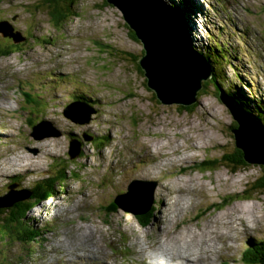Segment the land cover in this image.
<instances>
[{"label": "rangeland", "instance_id": "374dc122", "mask_svg": "<svg viewBox=\"0 0 264 264\" xmlns=\"http://www.w3.org/2000/svg\"><path fill=\"white\" fill-rule=\"evenodd\" d=\"M169 1L179 10L187 11L193 6V0H188L187 5L183 0ZM41 2L0 0V21H8L24 34L30 24L34 32L33 38L28 36L9 56L0 57V196L7 194L11 176L22 180L18 188H29L66 160L79 179L69 174L67 182L59 185L58 197L44 201L28 214L30 224L44 232L38 241L28 245L17 238L0 236V264H153L146 255L148 249L140 250L146 247L145 235L150 233L147 241L158 243L161 254L172 252L173 248H165L170 245L176 247L175 253L186 254L195 264H200L196 262L199 258L192 253L198 249L208 252L201 264H221L224 257V264H244L243 253L250 242L264 239V193L247 198L250 193L245 192L250 190L252 180L264 172V165L250 164L236 173L225 164L213 171L198 169L203 160L220 159L236 147L230 131L235 120L220 99L222 92L208 79L207 88L191 109L164 104L148 87L145 75L128 54L139 56L144 47L139 39L130 36L132 29L120 8L107 0H77L73 6L77 14L55 24ZM196 2L202 11L195 10L198 14L194 21L202 20L206 35L197 34L191 25V13L188 23L194 33V51L214 52V42H221L227 58L217 62L218 80L245 100L250 111L264 107V0ZM196 7L194 4L193 9ZM185 12L182 15L186 18ZM6 38H0L3 47L9 43ZM200 38H208V43L199 47ZM24 91H29L31 97L25 96ZM76 99L81 112L93 110L88 122L81 123L66 115L65 111L71 110L68 106ZM203 102L213 117L200 107ZM42 121L52 123L61 134L36 139L33 127ZM101 135L107 139L105 145H100ZM109 135L116 137L114 141ZM73 137L82 143V152L74 159L68 154ZM138 139L151 144L155 155L171 154L141 161L138 166L140 156H149L145 148L140 150ZM158 142L166 143V147L157 149L154 144ZM47 143L50 151L45 150ZM183 144L186 148L174 153ZM19 155L32 157V167L22 168L30 164L25 160L18 164L21 168L13 165ZM158 162L163 166L157 171L163 176L159 180L147 179L155 183L151 204L154 219L149 226H141L130 207L133 203L138 210L146 208L138 204L148 201L140 186L132 189L134 196L129 198L128 205L115 201L131 193L129 185L136 177L129 172L136 169L127 170L128 167L135 164L149 170ZM112 187L114 190H110ZM158 187L159 201L165 202L166 210L157 199ZM168 188L173 191L171 201L176 200L170 207V197L166 198ZM183 188L189 191L183 192ZM223 200L228 204L221 206ZM188 202L184 209L182 204ZM113 203L117 206L114 211L110 207ZM241 208L242 216L247 215L246 211L250 215L257 212V216L242 224L236 219ZM165 216L167 221L156 222L158 217ZM228 216L236 219L239 230L220 225ZM173 219L176 221L171 226ZM247 224L245 238L241 227ZM165 228L168 234L162 242L159 237ZM236 233L239 237H235ZM227 245H234L229 255H212L211 248L220 251Z\"/></svg>", "mask_w": 264, "mask_h": 264}, {"label": "water", "instance_id": "95a60500", "mask_svg": "<svg viewBox=\"0 0 264 264\" xmlns=\"http://www.w3.org/2000/svg\"><path fill=\"white\" fill-rule=\"evenodd\" d=\"M116 5L123 12V15L132 28L137 38L142 42L144 54L139 58L138 63L144 71L147 78V85L154 90L157 98L164 104H179L190 106L198 101V95L203 88V82L212 75V69L209 63L192 46V41L186 35V18L177 13L173 8L167 5L164 0H107ZM0 35L13 37L16 43L26 40V36L8 21H0ZM222 103L227 106L238 127L232 131L236 139V146L244 153L245 160L250 164L264 165V123L256 114L245 110L232 97L220 94ZM79 102H74L68 106L65 111L69 117L83 123L90 120L92 109L85 111L84 118L79 117L82 109ZM81 107V106H80ZM76 115V116H75ZM82 118V119H81ZM45 127V134L40 132ZM50 128V130H48ZM61 131L53 129L52 123L42 121L33 127L32 135L36 139H42L47 136H59ZM88 139V138H87ZM82 143L77 138H72L70 142L69 155L71 158L78 157L82 152ZM144 179H134L129 185V189H134L136 185L149 192L147 202L138 204L151 206L153 202L152 187ZM137 183V184H136ZM18 184L9 186L7 194L0 196V207L14 205L15 202L26 198L31 192L27 189H16ZM27 193L25 196H22ZM134 193L126 197L121 195L115 201L116 204L130 203ZM126 198V200L124 198ZM122 202V203H121ZM149 202V203H148ZM134 208V213L146 211V208L138 210Z\"/></svg>", "mask_w": 264, "mask_h": 264}, {"label": "trees", "instance_id": "16d2710c", "mask_svg": "<svg viewBox=\"0 0 264 264\" xmlns=\"http://www.w3.org/2000/svg\"><path fill=\"white\" fill-rule=\"evenodd\" d=\"M76 2L77 0H42L40 5H44L46 10H48V14L50 15L51 20L55 24H58L62 21H65L71 14H77L75 9L73 8V6L76 5ZM172 8L177 13H179V15H181L183 12L179 10L178 6H173ZM15 30L17 29L15 28ZM26 32L27 35L23 33L24 36L27 37L26 40L21 41L19 43H16L13 37H7V38L5 37L6 39L9 40V43L7 47L6 46L3 47L0 44V57L9 56L13 51L19 48L22 44H24V42L27 41L29 37L30 38L34 37V32L30 24H28V28L26 29ZM130 36L135 39L137 38L134 31L130 32ZM2 37L3 35H0V38ZM218 47L219 48H217V50L222 51L221 53L218 52L217 50L211 52L210 50L202 51V49L200 50L198 49V52L204 55L211 65L212 75L209 78V81L214 82L213 83L214 87L216 89L217 88L219 89V93L223 92L224 90L226 94L230 95L231 97H234V99L237 100L238 103H240L244 108L246 107L245 109L247 110L249 108L247 106V102L237 97L235 91H233L230 86L226 87L222 84L221 80L220 81L218 80L219 64H217V62L219 63V61L227 58V55L225 54V52H223V49L220 47V45H218ZM143 53L139 54V56L132 53H128V54L132 57V60L135 61L139 72L144 74V71L141 69L138 63V60L143 55ZM207 82L208 81L206 80L203 82V88L199 92L198 98L201 97V95L203 94L202 91L207 88L206 85ZM26 91H24V95L31 97V93L29 91L28 92ZM196 103L190 106L183 105L178 107H183V109H191L192 107L196 106ZM262 106L261 107L259 106V109L255 111L257 112L258 117L261 118L264 123V107ZM248 110H250V108ZM237 127H238V123L235 121L232 124L230 131H232L234 128ZM106 140L107 139L104 137L103 140L100 142V145L102 143L103 145H105L106 143L104 142H106ZM220 160L222 161V163H219ZM223 164H225L232 172L235 173L249 166V163L245 160L243 151L236 146L231 153L226 152L223 155H221L220 159L215 158V159L203 160L202 162L199 163L198 169L213 171L219 168V166ZM74 172L75 171L71 167V164H69V162L66 160L65 163H62L59 168H56L53 172H50L49 174L46 175V177L41 178L29 188H18L19 186L18 183H20L21 184L20 186H22V180H20L18 177L11 176L8 179L9 182L7 185L8 191L10 185L18 184L17 189H27L31 192V194L27 195L26 198L15 202L14 205L12 206L0 207V236L3 239L7 236H10V238L12 239L17 238L20 242L28 245L32 244L35 240L38 241V237H40V235H43L44 232L42 231V229L33 226V224L32 225L30 224L29 220L27 219L28 214L32 211L33 208L42 204L44 201L58 197L60 194L59 185L61 183L64 184L67 182L69 174H73L75 179H79L78 175L74 174ZM250 184H251L250 190L247 189L245 190V192L249 191L250 193L246 195L247 198L249 197L252 198L254 194L264 193V172L262 171L260 175L255 177ZM26 194L27 193H24L22 196H25ZM234 200L235 198L228 201V203H231ZM225 201L226 200H223L221 202L222 204L221 206H225L228 204ZM110 207L112 211H114L117 208V206L114 203L111 204ZM110 212L111 211H108L109 214ZM154 213H155L154 207L149 206L148 204L146 211H142L141 213L138 214L136 213V218L141 225L149 226L154 219ZM243 262L244 264H264V239H257L255 241L250 242L246 251L243 253Z\"/></svg>", "mask_w": 264, "mask_h": 264}, {"label": "bare ground", "instance_id": "6f19581e", "mask_svg": "<svg viewBox=\"0 0 264 264\" xmlns=\"http://www.w3.org/2000/svg\"><path fill=\"white\" fill-rule=\"evenodd\" d=\"M164 1H166V2H170V3H173L172 1H169V0H164ZM194 4H197V7H196V10L197 11H202V7H201V5H199L197 2H196V0H193V6H194ZM193 6L189 9V10H187L185 13H184V15L186 16V23H187V28H188V33H186V35L187 36H189L190 38H191V40H192V37H194V33L190 30V24L188 23V18H189V15L192 13L193 14V17H192V21H191V25L194 27V29H195V31L197 32V34L198 35H200L201 37L203 36H205L206 34L204 33L203 34V32H204V30H203V26H202V23L203 22H201L202 20L200 19V18H198V19H200V20H198L197 19V21L195 22L194 21V19H195V15L196 14H198V13H196L195 12V10L193 9ZM192 36V37H191ZM201 39V38H200ZM195 41H198L196 38L194 39ZM202 41H200L199 40V42L197 43V45L199 46V47H202V45H203V42H205V43H208V38L207 39H201ZM219 44H221V42L220 43H218L217 41H215L214 42V44H213V47H214V50H217V48H218V45ZM207 59V58H206ZM70 63H71V65H73L74 64V60H72V61H70ZM66 69H67V67H66ZM73 68H70V70H72ZM261 90H262V87H261ZM75 97L76 98H78V96L77 95H75ZM95 100H97V98H94ZM264 99V98H263ZM201 100H202V98H201ZM99 101H97L96 102V105H97V107L98 108H100L99 106ZM208 105L206 104V103H201L200 104V107L203 109V110H205V113H207V115L208 116H211V117H213L214 115L212 114V113H208V112H210V110H209V108L207 107ZM84 111H87V113H88V110H86V109H84ZM81 114L82 115H84V113L83 112H81ZM184 131V130H183ZM186 131V130H185ZM156 135H158V133H156ZM110 136V135H109ZM105 136L104 135H101L100 136V140H103V138H104ZM190 137V136H189ZM49 138H51V137H49ZM110 138L114 141V139L116 138V137H113V135H111L110 136ZM186 139H190V138H186ZM109 142H111L110 141V139H109ZM137 144H139V146H140V150L142 149V148H145V151L148 153V155L149 156H151V158L149 157V156H147V158L145 159L144 158V155H143V153H142V155L143 156H140L139 157V163H138V166H139V164L141 165V161L142 162H149V161H151V160H153L154 158L155 159H158L159 157V159H161L162 157H164V156H169L170 154H171V152L170 153H165V154H163L162 156H159V155H155L154 154V152H153V149H152V145L151 144H149V143H144V141H140L139 139L137 140V142H136ZM158 144H159V146H158ZM144 145V146H143ZM179 145H180V143H179ZM154 146H157V149H163L164 147H166V143H160V142H158V143H156V145L154 144ZM182 147H184V148H186V145H182V146H177L176 147V149H180V151H176V152H174V153H179V152H181L182 151ZM193 147H196V145H194ZM203 147V146H202ZM50 145H49V143H47L46 144V151H50ZM154 148V147H153ZM189 148V147H188ZM187 148V149H188ZM190 149H194V150H196L195 148H190ZM127 150H133L132 148H128ZM155 150V149H154ZM156 151V150H155ZM103 152V151H102ZM101 152V153H102ZM103 157H106V155H105V153L103 152ZM26 156H28V155H19V156H17L16 158H14V160L13 161H15V163H13V165H16V166H18L19 168H21V166H19L18 164L20 163V161L21 160H25L26 161V163H27V161H29L30 162V164H28V165H25V166H23L22 168H29V167H32V164H34V159L32 158V157H30V156H28L29 158L26 160ZM186 157H189V156H186ZM169 158H171V157H169ZM12 162V161H11ZM155 164V165H154ZM166 164V163H165ZM164 164V165H165ZM152 165H154V166H156L155 168H152V169H149V170H147L146 169V167L145 166H143V168H140V167H137L135 164L134 165H131L130 167H128L127 168V170L128 169H136V171L135 172H133V171H131V172H129V173H131V174H134L135 175V177H136V179H151V178H154V179H157V180H159V178L161 177V176H163L162 174H159L158 173V168H162V164L160 163V162H158V163H153ZM100 167H103L102 165H100ZM145 170H146V172H145ZM182 171V170H181ZM3 173V172H2ZM166 173V172H165ZM164 174V173H163ZM187 181V180H186ZM212 181V180H211ZM176 182H180V181H176ZM181 182H184V181H181ZM161 183H164V182H161ZM125 184V183H124ZM167 185H168V183H166ZM116 185V184H115ZM201 185H203V184H201ZM159 187H160V185H159ZM159 187H158V189H157V192H156V194H157V199H158V201H159V197H160V195H159ZM125 188V187H124ZM110 190H114V188L112 187ZM143 191H144V189H143ZM189 191V190H188ZM188 191H184V188H183V192H188ZM132 193V192H131ZM136 193V192H135ZM173 195V191H172V188H168V192H167V194H166V198H168V197H170V199H169V206L168 207H170V206H173V204H175L176 203V200L175 201H171V196ZM163 199V198H162ZM167 201V200H166ZM168 202V201H167ZM159 203H160V201H159ZM165 203V202H164ZM164 203L163 204H161L160 203V205L162 206V208L164 207L165 208V210H166V206L164 205ZM188 205H189V202L188 203H183L182 204V206L184 207V209H186L187 207H188ZM253 206V205H252ZM169 209V208H168ZM167 209V210H168ZM233 210H235V208L233 209ZM254 210H255V208H254ZM184 211V210H183ZM168 212V211H167ZM242 212H244V210H243V208H241V209H239L236 213H237V215L239 216V218L237 217L236 219L237 220H240V221H242V224H246L249 220H250V217H256L257 216V212H256V210H255V212H256V215H250V213L248 212V211H246V214L248 215V217H247V215L246 216H242V214H240V213H242ZM168 214V213H167ZM234 214H235V211H234ZM229 215H231V214H229ZM221 216H224V215H221ZM220 216V217H221ZM170 217V216H169ZM175 217V216H174ZM225 219V223L223 224V223H221L220 225H225L226 226V228L225 229H228L229 230V228L228 227H230V228H233V229H235V230H239V223H237L236 222V219H231L229 216L228 217H225L224 218ZM163 221H167V216H165V218L163 219L162 217H158V219H157V223L158 224H161V222H163ZM170 221V220H169ZM168 221V222H169ZM176 220L175 219H173L172 220V224H171V226H173L174 224V222H175ZM167 225V224H166ZM214 225H212V227H213ZM178 227H179V225H178ZM159 230V229H158ZM157 230V231H158ZM241 231L243 232V235H244V232H245V235H244V237L246 238V234H247V232H248V224H247V226H243V227H241ZM85 231H83V233H84ZM169 232V231H168ZM86 233V232H85ZM87 233H89V232H87ZM217 233V232H216ZM91 234V233H90ZM151 234V233H150ZM149 234V235H150ZM167 234L168 233H166V228L163 230V232H162V234H161V237H159L160 239L159 240H161L162 242H163V238L165 237V236H167ZM149 235L147 236V234L145 235V241H146V247L144 248V247H141L140 248V250L141 251H144L145 249H149L150 251H149V256L150 257H152V258H155L157 261H159L160 259H162V258H165L166 259V261H170L171 262V264H195L194 262H192V261H190V259L188 260L185 256H186V254H184V255H182V254H179V253H175V249H176V247H171L170 245H168L167 247H165L166 248V250L167 251H171V250H173L172 252H170V253H167V255H166V252H165V250L163 251V252H165V253H159V250L157 249V247H158V243H156V242H154V243H149L147 240L149 239ZM219 237V236H218ZM235 237H239V235L236 233V235H235ZM234 237V238H235ZM137 238H139V237H137ZM224 238H226V236H224ZM180 239V238H179ZM170 242V241H169ZM180 242V241H179ZM137 243H139L140 244V241H138V239H137ZM174 243V242H173ZM175 244H176V242H175ZM165 246V245H164ZM169 248V249H168ZM173 248V249H172ZM232 248H234V245H227V246H225V249H222V250H220V251H216L214 248L212 249L211 248V252H212V255H215L216 257H217V255H223V253H226L225 255H229L230 253H229V251H231L232 250ZM157 249V250H156ZM180 250H183V251H185L184 249H181V248H179ZM219 249V248H218ZM162 252V251H161ZM206 251H204V250H202V249H198L197 251H194L192 254L193 255H196L197 256V258H199V260H197L196 262H199L200 264H201V262H204L206 259H207V254H208V252H206ZM232 252H235V251H232ZM210 255V254H209ZM170 256H173L172 258L170 257ZM176 257V258H175ZM229 257V256H228ZM175 258V259H174ZM201 258V259H200ZM209 258V257H208ZM224 258H226V257H224ZM224 258H222V261H221V264H224L225 263V260H224ZM219 259V258H218ZM216 263V261L215 262H213V263H211V264H215ZM164 264H168L167 262H165Z\"/></svg>", "mask_w": 264, "mask_h": 264}, {"label": "clouds", "instance_id": "9594fccd", "mask_svg": "<svg viewBox=\"0 0 264 264\" xmlns=\"http://www.w3.org/2000/svg\"><path fill=\"white\" fill-rule=\"evenodd\" d=\"M166 2V1H165ZM110 3V2H109ZM167 3V5L168 6H170L171 8L173 7V6H176V5H174L173 3H170V2H166ZM183 3L185 4V5H187L188 3H189V1L188 0H183ZM191 7H189L187 10H189ZM194 10H196V9H194ZM181 11H183V12H185L186 10H181ZM128 24V23H127ZM132 29V28H131ZM132 31H134L133 29H132ZM186 31H187V29H186ZM220 45V47L223 49V45L222 44H219ZM219 48V47H218ZM198 51V50H197ZM218 52H222V51H219V50H217ZM224 51V50H223ZM144 54V53H143ZM198 54L199 55H201L208 63H209V61L206 59V57L204 56V55H202V54H200L199 52H198ZM209 65H210V63H209ZM210 67H211V65H210ZM146 77V76H145ZM147 79V78H146ZM223 93H225V92H223ZM228 95V94H227ZM228 96H230V95H228ZM231 97V96H230ZM233 99H234V97H232ZM235 100V99H234ZM237 103H238V101L237 100H235ZM74 102H80V101H78L77 99L74 101ZM240 104V103H239ZM241 105V104H240ZM242 106V105H241ZM243 107V106H242ZM244 108V107H243ZM246 108V107H245ZM244 108V109H245ZM246 110V109H245ZM247 111H250V110H248L247 109ZM250 112H252V113H254V111H250ZM254 114H256L257 115V112L255 111V113ZM258 116V115H257ZM235 120V119H234ZM236 121V120H235ZM237 122V121H236ZM233 135H234V133H233ZM73 138H76V137H73ZM144 180H146V181H149V182H147L148 184H149V186L148 187H152V185H153V181L151 182L150 180H147V179H144ZM137 184V183H136ZM153 188V187H152ZM143 193V192H142ZM144 193H145V195H147L148 197H149V192L148 191H145L144 190ZM136 200V199H135ZM34 209V208H33ZM32 209V210H33ZM135 215H136V213H135ZM141 226H144V225H141Z\"/></svg>", "mask_w": 264, "mask_h": 264}]
</instances>
